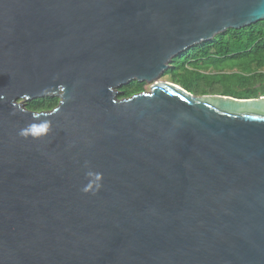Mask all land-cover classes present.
I'll use <instances>...</instances> for the list:
<instances>
[{
    "label": "water",
    "instance_id": "95a60500",
    "mask_svg": "<svg viewBox=\"0 0 264 264\" xmlns=\"http://www.w3.org/2000/svg\"><path fill=\"white\" fill-rule=\"evenodd\" d=\"M263 20L264 0H0V264H264V96L159 81ZM132 81L151 89L119 98Z\"/></svg>",
    "mask_w": 264,
    "mask_h": 264
},
{
    "label": "trees",
    "instance_id": "16d2710c",
    "mask_svg": "<svg viewBox=\"0 0 264 264\" xmlns=\"http://www.w3.org/2000/svg\"><path fill=\"white\" fill-rule=\"evenodd\" d=\"M218 58L217 63L228 70V87L212 85L214 93L201 94L188 87V83L179 78L177 71H183L192 63L205 64ZM179 64V65H178ZM167 74L172 83L188 92L202 95H222L237 99H255L264 96V20L245 28L229 29L213 40L196 45L176 56ZM172 74V75H171ZM146 83L132 81L119 90V98H129L145 92ZM239 96V97H236ZM60 102L57 97H45L26 102V109L40 113L55 109Z\"/></svg>",
    "mask_w": 264,
    "mask_h": 264
},
{
    "label": "rangeland",
    "instance_id": "374dc122",
    "mask_svg": "<svg viewBox=\"0 0 264 264\" xmlns=\"http://www.w3.org/2000/svg\"><path fill=\"white\" fill-rule=\"evenodd\" d=\"M217 60L218 58L213 56L212 60L206 62V65L203 63H192L191 66H186L183 71L175 70V73L179 74L180 79L188 83L190 89L201 94H211L215 92L212 88L214 84L219 88L229 86V81L225 76L228 74V70H225V66H220L218 62L214 63ZM169 69L161 75L159 81L172 83L170 75L167 74ZM151 85L152 83H146V92L150 91Z\"/></svg>",
    "mask_w": 264,
    "mask_h": 264
},
{
    "label": "clouds",
    "instance_id": "9594fccd",
    "mask_svg": "<svg viewBox=\"0 0 264 264\" xmlns=\"http://www.w3.org/2000/svg\"><path fill=\"white\" fill-rule=\"evenodd\" d=\"M83 190H84V191H88V188H84Z\"/></svg>",
    "mask_w": 264,
    "mask_h": 264
}]
</instances>
